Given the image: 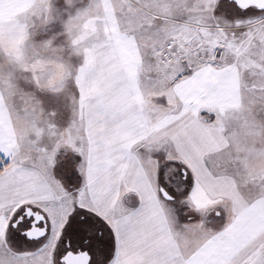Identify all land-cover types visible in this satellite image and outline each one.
Listing matches in <instances>:
<instances>
[{"label": "snow or ice", "instance_id": "6c2138e0", "mask_svg": "<svg viewBox=\"0 0 264 264\" xmlns=\"http://www.w3.org/2000/svg\"><path fill=\"white\" fill-rule=\"evenodd\" d=\"M0 264H264V0H0Z\"/></svg>", "mask_w": 264, "mask_h": 264}]
</instances>
